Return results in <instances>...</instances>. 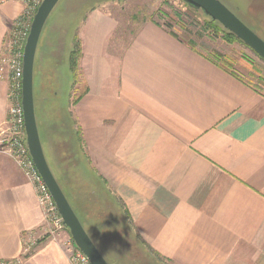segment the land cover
Here are the masks:
<instances>
[{"label":"crops","instance_id":"obj_1","mask_svg":"<svg viewBox=\"0 0 264 264\" xmlns=\"http://www.w3.org/2000/svg\"><path fill=\"white\" fill-rule=\"evenodd\" d=\"M22 10L0 0V53ZM115 28L94 10L81 36L74 114L92 166L163 261L264 264V96L153 22L114 57ZM7 107L0 80V125ZM44 227L33 187L0 153V264H71L66 233Z\"/></svg>","mask_w":264,"mask_h":264},{"label":"rangeland","instance_id":"obj_2","mask_svg":"<svg viewBox=\"0 0 264 264\" xmlns=\"http://www.w3.org/2000/svg\"><path fill=\"white\" fill-rule=\"evenodd\" d=\"M219 1L264 41V0ZM94 10L109 13L115 21L107 51L117 58L138 30L153 22L191 42L194 50L262 96L264 61L244 44L213 35L204 26L202 12H191L182 0H60L42 29L34 62V107L45 158L55 179L108 264H171L155 258L139 243L121 200L92 166L85 146L77 141L79 126L73 104L83 93L85 80L80 60L72 70L68 59L74 42L81 44L82 32ZM6 39L5 46L8 35ZM9 139L4 138L5 142ZM50 229L44 231L49 233ZM64 233V239L69 237L68 231ZM33 241L26 242L25 249H30L25 254L30 253Z\"/></svg>","mask_w":264,"mask_h":264},{"label":"water","instance_id":"obj_3","mask_svg":"<svg viewBox=\"0 0 264 264\" xmlns=\"http://www.w3.org/2000/svg\"><path fill=\"white\" fill-rule=\"evenodd\" d=\"M60 0H43L33 17L22 59V109L26 135V145L33 164L57 207L64 226L76 248L89 260L90 264H108L83 228L80 220L69 204L63 190L55 179L43 151L34 107L33 83L34 62L42 29L51 12ZM187 7L201 11L203 15L217 22L233 34L257 57L264 61V41L243 24L219 0H182Z\"/></svg>","mask_w":264,"mask_h":264},{"label":"built area","instance_id":"obj_4","mask_svg":"<svg viewBox=\"0 0 264 264\" xmlns=\"http://www.w3.org/2000/svg\"><path fill=\"white\" fill-rule=\"evenodd\" d=\"M23 5V11L8 31V42L0 53V80L8 85L7 114L0 125V153L13 161L33 187L43 223L48 227L49 234L59 235L67 231L58 213L57 207L48 188L38 174L30 157L24 126L21 103L22 59L24 46L29 35L31 19L43 0H15ZM23 13V14H22ZM7 37V36H6ZM7 41V39H5ZM2 137H10L5 142ZM29 245H34V241ZM65 252L71 264H90L89 260L75 246L70 235L63 242ZM26 249H30L27 247ZM25 249V251H26Z\"/></svg>","mask_w":264,"mask_h":264},{"label":"trees","instance_id":"obj_5","mask_svg":"<svg viewBox=\"0 0 264 264\" xmlns=\"http://www.w3.org/2000/svg\"><path fill=\"white\" fill-rule=\"evenodd\" d=\"M187 7V5H186ZM189 8V7H188ZM190 9V8H189ZM192 10L191 12L193 13H196L198 11L195 12V10L193 9H190ZM205 28L210 30L212 32L213 35H220L221 38H223L224 40L230 42V43H242L240 40H238L233 34L229 33L228 31H226L221 25H219L217 22L215 21H212L210 18H208L207 16H205ZM170 34L177 38V36L173 33V32H170ZM187 45L193 47L192 43L189 42V43H186ZM243 44V43H242ZM81 59V44L79 42H74V47H73V50L70 52L69 54V64H70V67L71 69L73 70L75 67H76V64L78 65V60ZM208 61L211 62L213 65L223 69L220 65H218L217 62L213 61L212 59L208 58ZM225 70V69H224ZM229 72V71H228ZM230 73V72H229ZM232 74V73H230ZM233 75V74H232ZM235 76V75H233ZM236 77V76H235ZM84 92V91H83ZM81 95L75 100L73 106L78 102V100L80 99ZM76 137H77V141L79 142L80 146H85L84 145V142H83V139H82V134H81V130L80 128L78 127L77 131H76ZM106 183V182H105ZM125 214L127 215L128 219H129V216H128V213L125 211ZM77 216V215H76ZM78 217V216H77ZM79 219V218H78ZM130 220V219H129ZM131 222V221H130ZM132 224V222H131ZM132 228H133V231H134V226L132 224ZM68 231V230H67ZM135 233V232H134ZM135 237L136 239L139 241V243L145 247L146 249H148L155 258L157 259H161V257H159V255H157L156 253H154L153 251L150 250V248L139 238V236L135 233ZM28 255H24L23 259L26 258ZM162 260V259H161ZM160 262V261H159ZM10 264H16L17 262L16 261H13V262H9Z\"/></svg>","mask_w":264,"mask_h":264}]
</instances>
